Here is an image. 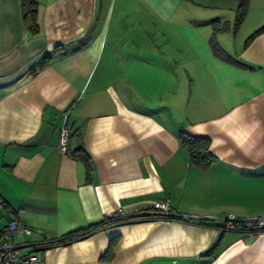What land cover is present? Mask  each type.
<instances>
[{"label":"crops","instance_id":"crops-1","mask_svg":"<svg viewBox=\"0 0 264 264\" xmlns=\"http://www.w3.org/2000/svg\"><path fill=\"white\" fill-rule=\"evenodd\" d=\"M33 1L35 29L20 0H0V228L21 209L31 233L14 238L42 264H264V230L215 226L264 216V32L243 45L264 24V0L229 36L244 29L241 44L216 32L232 60L184 0ZM62 126L86 159L56 149ZM180 130L208 137L214 162H190ZM162 199L187 218L52 243Z\"/></svg>","mask_w":264,"mask_h":264},{"label":"trees","instance_id":"trees-1","mask_svg":"<svg viewBox=\"0 0 264 264\" xmlns=\"http://www.w3.org/2000/svg\"><path fill=\"white\" fill-rule=\"evenodd\" d=\"M236 2V14H235V21L230 27L229 23L223 22L221 26H214L213 25V33L211 34L209 38V43L212 51L222 57L224 60H232V57L229 56L225 50L217 43L215 34L216 32L223 31V30H228L229 28H232V30L235 32L238 27L240 26L241 22L243 21L248 5L250 0H234ZM20 5L22 7V10L24 11V14L28 13L31 21H32V28H36V16H35V11H36V2L33 0H20ZM219 21V20H218ZM217 30V31H216ZM216 31V32H215ZM264 32V24L256 28L254 31H252L244 40V46L247 45L255 36H257L259 33ZM51 59L50 54H45L42 57V60L38 63L37 67L33 68V71L35 72L39 68H42ZM179 142L180 144L186 148L188 151L189 155V160L196 166H199L201 168H206L210 164H212L215 160V156L209 151V138L205 136H197V135H192L189 134L185 131L180 130L179 132ZM70 155L74 156H81L84 159L85 155L84 153H78L76 151L71 152ZM181 218H187L185 214H176V213H149L148 211H141L138 213H134L132 215H127V216H122V215H116V216H110V217H104L102 220L93 223L87 227L84 228H78L74 229L71 231L66 232L63 234L61 237L53 241L52 243H57V244H67L70 243L74 240H78L81 238H84L91 233H93L95 230L102 228L106 224H111V223H120V222H129L133 220H143V219H181ZM216 225V223H215ZM108 256L110 257L113 254V242L109 245L108 251H107Z\"/></svg>","mask_w":264,"mask_h":264},{"label":"built area","instance_id":"built-area-1","mask_svg":"<svg viewBox=\"0 0 264 264\" xmlns=\"http://www.w3.org/2000/svg\"><path fill=\"white\" fill-rule=\"evenodd\" d=\"M69 129L62 126L58 132L56 149L63 154L70 155L68 148ZM169 199L153 202L149 213H169ZM188 216V215H185ZM216 227L220 230H240L247 237H253L264 230V216L241 218L233 214L216 219ZM31 229L22 218V210L15 211L14 216L0 228V264H42L38 251H23L25 241L15 239V235L29 234Z\"/></svg>","mask_w":264,"mask_h":264},{"label":"rangeland","instance_id":"rangeland-1","mask_svg":"<svg viewBox=\"0 0 264 264\" xmlns=\"http://www.w3.org/2000/svg\"><path fill=\"white\" fill-rule=\"evenodd\" d=\"M235 8L236 2L234 0H184L181 11L185 12V14L190 15L191 20L194 21V23H196L201 29L205 26L212 27L213 33V25L218 27L221 26L223 22H227L229 23L230 27H232L235 21ZM224 31L225 30H223L222 32ZM231 31L229 32L230 34H223L227 36L229 44H241L240 41L242 40V38L240 39V37L244 33V29L239 32V35L234 41H232L234 39V36H231V39L229 38V36L233 35L234 32L232 28ZM217 32H219V30ZM216 41L221 46H228V43H226L222 39H216Z\"/></svg>","mask_w":264,"mask_h":264}]
</instances>
